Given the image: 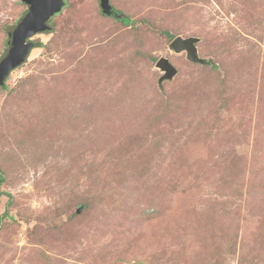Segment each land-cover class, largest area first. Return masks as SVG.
I'll list each match as a JSON object with an SVG mask.
<instances>
[{"label": "rangeland", "instance_id": "1", "mask_svg": "<svg viewBox=\"0 0 264 264\" xmlns=\"http://www.w3.org/2000/svg\"><path fill=\"white\" fill-rule=\"evenodd\" d=\"M109 3L64 0L0 86V264H264V0Z\"/></svg>", "mask_w": 264, "mask_h": 264}, {"label": "water", "instance_id": "2", "mask_svg": "<svg viewBox=\"0 0 264 264\" xmlns=\"http://www.w3.org/2000/svg\"><path fill=\"white\" fill-rule=\"evenodd\" d=\"M99 7L103 14L110 16L113 13L109 0H98ZM27 5V11L16 22L15 25L7 28V48L0 57V86H4L9 74L22 65L33 49L30 39L50 29L48 22L61 12L64 7V0H22ZM199 39L196 37L172 39L169 50L175 53L184 52L187 61L194 64H207L208 62L198 56L196 44ZM155 67L163 74L159 84L171 80L177 74V70L166 58H160Z\"/></svg>", "mask_w": 264, "mask_h": 264}, {"label": "trees", "instance_id": "3", "mask_svg": "<svg viewBox=\"0 0 264 264\" xmlns=\"http://www.w3.org/2000/svg\"><path fill=\"white\" fill-rule=\"evenodd\" d=\"M102 12V11H101ZM103 14V13H102ZM103 15H105V14H103ZM105 16H107V15H105ZM119 19H121V21L124 23V24H128V23H130L129 22V20L127 19V18H125V17H123V16H121ZM50 22V21H49ZM49 22H48V24H49ZM33 44V43H32ZM33 48H34V44H33ZM5 85V84H4Z\"/></svg>", "mask_w": 264, "mask_h": 264}, {"label": "flooded vegetation", "instance_id": "4", "mask_svg": "<svg viewBox=\"0 0 264 264\" xmlns=\"http://www.w3.org/2000/svg\"><path fill=\"white\" fill-rule=\"evenodd\" d=\"M112 10H113V8H112ZM112 16H114L115 18H120V15L117 14V12H115L114 10H113V13L110 15V17H112Z\"/></svg>", "mask_w": 264, "mask_h": 264}]
</instances>
